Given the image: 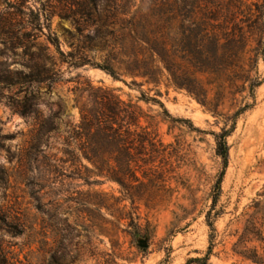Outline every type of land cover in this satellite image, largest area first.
Wrapping results in <instances>:
<instances>
[{"label":"trees","instance_id":"trees-1","mask_svg":"<svg viewBox=\"0 0 264 264\" xmlns=\"http://www.w3.org/2000/svg\"><path fill=\"white\" fill-rule=\"evenodd\" d=\"M243 1L86 0L82 5L76 4L82 10L59 16L75 27V33L66 31L73 41L70 52L62 51L60 39L49 25L47 41L55 48V55L49 46L35 44L29 74L13 72L0 64V72L6 74L0 76V90L2 86L19 90L11 104L13 109L28 117L35 108V202L40 201L41 184L56 174H69L88 186L117 184L123 193V198L117 200L120 205L130 201L132 206L142 202L149 206L158 197L172 199L176 189L171 182L178 184L180 145L163 143L158 120L172 125L190 122L172 117L161 102L159 91L152 96L154 90L142 88L157 89L166 83L168 88L186 92L217 116L227 97L236 100L246 93L231 120V128L217 136V155L222 159L223 171L206 216L211 232L207 253L204 258L187 261L211 264L217 240L216 222L223 214L218 206L229 166L227 139L235 131L238 119L256 106V91L264 84L257 73L264 45L247 64L250 44L236 6ZM4 2L7 0H0V34L14 27L16 13L10 10L19 9L12 3L2 8ZM184 14L190 20L187 27L181 23ZM53 17V13L48 15L46 21L51 22ZM35 23L36 40L43 34L39 14ZM19 45L10 44L12 49ZM65 64L74 70L92 67L103 71L114 82L138 89L139 101L158 105L162 113L152 115L138 102L124 100L119 89L96 84L82 75L65 81ZM67 84L76 85L69 90L72 98L59 97L52 104L55 109L45 116L41 112L45 98ZM3 99L0 93V100ZM12 139L3 135L0 128V152ZM37 186L40 190H36ZM103 198L99 206L109 210L106 196ZM252 208L256 212L239 235L233 253L252 264H264V200H255ZM122 216L125 215L121 212ZM0 264H8L1 249Z\"/></svg>","mask_w":264,"mask_h":264},{"label":"rangeland","instance_id":"rangeland-1","mask_svg":"<svg viewBox=\"0 0 264 264\" xmlns=\"http://www.w3.org/2000/svg\"><path fill=\"white\" fill-rule=\"evenodd\" d=\"M85 1L7 0L2 3V8L8 3L19 8L10 10L16 13L14 27L5 30L7 35L0 34L3 68L29 74L35 44L49 46L50 53L55 55V48L47 41L49 25L52 33L58 35L62 51L70 52L73 41L66 31L75 33V27L59 16L70 14V10H82L76 4L82 5ZM236 6L249 39V64V59H254L264 45V0H244ZM52 13L54 17L47 22V16ZM37 14L43 34L35 40ZM181 23L186 27L190 24L185 14ZM10 44L20 45L12 49ZM62 71L65 81L82 75L96 84L119 89L124 100L138 102L152 115L162 113L158 105L139 101L138 89L131 90L114 82L101 70L92 67L74 70L65 64ZM257 73L264 80V57L260 58ZM0 76L6 74L0 72ZM128 82L131 81L128 79ZM74 86L58 87L53 96L45 98L41 112L47 116L55 109L52 104L59 97L72 98L69 90ZM1 88L4 99L0 100V128L3 135L13 137L6 142V150L0 152V249L8 264H187L190 259L205 257L211 234L206 216L212 205L213 189L223 171L222 159L217 155V136L231 128V120L241 108L246 93L238 95L236 100L227 97L217 116L186 92L168 88L166 83L157 89L143 87V91L154 90L152 96L159 91L160 100L171 116L190 123L172 125L161 118L158 120L163 143L180 145L178 184L171 182L176 189L172 199L158 197L149 206L146 202L132 206L130 201L118 204L117 200L123 198L119 185L105 182L88 186L69 174L52 175L47 183L41 184V190L37 186L40 201L35 202V108L32 115L22 116L11 106L19 90ZM227 142L229 166L218 206L223 214L216 222V248L210 263L252 264L235 256L233 246L256 212L253 202L264 200V196H259L264 195V84L256 91V106L238 119ZM103 195L109 210L99 206ZM121 212L125 216L121 217Z\"/></svg>","mask_w":264,"mask_h":264},{"label":"water","instance_id":"water-1","mask_svg":"<svg viewBox=\"0 0 264 264\" xmlns=\"http://www.w3.org/2000/svg\"><path fill=\"white\" fill-rule=\"evenodd\" d=\"M142 246H143V247H147V245H145V244H144V245H142Z\"/></svg>","mask_w":264,"mask_h":264}]
</instances>
